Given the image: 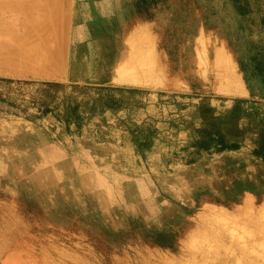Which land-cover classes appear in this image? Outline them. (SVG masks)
Returning a JSON list of instances; mask_svg holds the SVG:
<instances>
[{
	"label": "rangeland",
	"instance_id": "obj_1",
	"mask_svg": "<svg viewBox=\"0 0 264 264\" xmlns=\"http://www.w3.org/2000/svg\"><path fill=\"white\" fill-rule=\"evenodd\" d=\"M99 1L68 0L46 51L0 7V264H264V148L196 130L264 110L254 34L224 0Z\"/></svg>",
	"mask_w": 264,
	"mask_h": 264
},
{
	"label": "trees",
	"instance_id": "obj_2",
	"mask_svg": "<svg viewBox=\"0 0 264 264\" xmlns=\"http://www.w3.org/2000/svg\"><path fill=\"white\" fill-rule=\"evenodd\" d=\"M234 12L240 28L249 29L252 39L243 38V48L246 54L244 74L248 81L250 91L251 79L264 82V13L254 17L253 8L249 0H224ZM52 84V83H51ZM264 95V91L260 90ZM201 127L196 130L203 139L214 141L216 150H222L230 146L240 137L251 134L253 141L264 148V110H256L248 113H238L230 110L222 114L212 112H200ZM246 119V122L242 121ZM257 153V152H255ZM264 160V151L257 153Z\"/></svg>",
	"mask_w": 264,
	"mask_h": 264
},
{
	"label": "bare ground",
	"instance_id": "obj_3",
	"mask_svg": "<svg viewBox=\"0 0 264 264\" xmlns=\"http://www.w3.org/2000/svg\"><path fill=\"white\" fill-rule=\"evenodd\" d=\"M68 1V0H67ZM66 0H65V2H64V0H6V1H3V0H0V7L1 6H5V7H10V9L11 8H14L15 7V5L17 6V8H19V10L23 13V20L26 22V20H30L31 18H32V16L34 15V14H38L39 16H40V18L37 20V21H35V20H33V21H35L34 22V24H35V27H36V31H37V33H38V35L40 36H38L41 40H38V44L40 45L41 43H43V45H42V47L44 48V47H47L46 49H45V51L47 50V49H49L50 48V46H51V49H52V45L51 44H54V40L52 41L53 43H50L49 42V40L51 39V37H54V36H51L50 38L48 37L51 33H52V31H54L55 30V36H56V39H57V35H56V33H59V35L61 36V37H65L64 36V31H63V29H60L61 27L63 28L64 27V23H65V19H66V14H65V10H66V7L68 6H66V4L68 3ZM83 1V0H82ZM99 1V0H98ZM126 1V0H125ZM128 1V0H127ZM212 1V0H211ZM67 2V3H66ZM85 2V1H84ZM100 2V1H99ZM113 2V1H112ZM111 2V3H112ZM63 3V4H62ZM98 3V2H97ZM110 3V4H111ZM127 4V3H126ZM135 4V3H134ZM102 5V4H101ZM119 5V4H118ZM214 5V4H213ZM75 6V4L73 5V7ZM89 6V5H88ZM100 6V5H99ZM113 5H111V7H112ZM135 6V5H134ZM115 6H113L112 8H114ZM126 7V6H125ZM138 7V6H137ZM215 7V6H214ZM68 8V7H67ZM105 8H106V4H105ZM128 8H129V6H128ZM6 9H8V8H6ZM10 9H9V11H10ZM70 9V8H69ZM75 9V8H74ZM74 9H73V13H74ZM190 9V8H189ZM188 9V10H189ZM89 10H91V9H89ZM100 10V9H99ZM102 11H103V9H101ZM108 10V9H107ZM116 10V9H115ZM137 10V9H136ZM68 11V10H67ZM128 11V10H127ZM135 11V10H134ZM137 11H139V9L137 10ZM12 12V11H11ZM69 12V11H68ZM91 12V11H90ZM100 12V11H99ZM116 12V11H115ZM191 12V11H190ZM215 12V11H214ZM101 13V12H100ZM82 14V13H81ZM103 14V13H102ZM188 14V13H187ZM190 14V13H189ZM212 14V13H211ZM69 15V14H68ZM83 15V14H82ZM85 15H87V14H85ZM100 15V14H99ZM125 15V14H124ZM88 16V15H87ZM123 16V15H122ZM127 16V15H126ZM189 16V15H188ZM82 17H84V16H82ZM81 18V17H80ZM86 18V17H85ZM187 18V17H186ZM82 19V18H81ZM12 20V19H11ZM79 20V19H78ZM122 20V19H121ZM125 20V19H124ZM80 21H82V20H80ZM227 21V20H226ZM192 22V21H191ZM196 22V21H195ZM69 23V22H68ZM83 23V22H82ZM10 24V23H9ZM75 24H76V22H75ZM85 24H87V22L85 23ZM82 25V24H81ZM117 25V24H116ZM115 25V26H116ZM137 25V24H136ZM223 25V24H222ZM83 26V25H82ZM1 27V26H0ZM137 27V26H136ZM135 27V28H136ZM2 28V27H1ZM118 28H119V26H118ZM122 28H124V27H122ZM222 28H224V27H222ZM19 29V28H18ZM79 29H81V27L79 28ZM232 29V28H231ZM221 30V29H220ZM18 31V30H17ZM33 31V30H32ZM31 31V32H32ZM47 31H50V32H47ZM135 31V30H134ZM232 31V30H231ZM19 32V31H18ZM85 32V31H84ZM83 32V33H84ZM89 32V31H88ZM114 32V31H113ZM117 32H119V31H117ZM121 32V31H120ZM233 32V31H232ZM34 33H36V32H34ZM33 33V34H34ZM36 33V34H37ZM48 33H49V35H48ZM80 33H82V32H80ZM46 34V35H45ZM71 34V33H70ZM233 34V33H232ZM52 35V34H51ZM5 36V35H4ZM85 35H83V37H84ZM66 37H67V35H66ZM82 37V36H81ZM130 37V36H129ZM133 37V36H132ZM131 38V37H130ZM129 38V39H130ZM19 39V38H18ZM55 39V40H56ZM61 39V38H60ZM59 39V40H60ZM65 39V38H64ZM82 39V38H81ZM85 39V38H84ZM232 39V38H231ZM52 40V39H51ZM62 40H63V38H62ZM67 40V39H66ZM92 40V39H91ZM127 40V39H126ZM40 41H42L41 43H40ZM129 41V40H128ZM5 42H6V39H5ZM9 42V41H8ZM57 43H59L58 41H56ZM1 43V42H0ZM7 43V42H6ZM10 43H12V42H10ZM19 43V42H18ZM34 43H37V42H34ZM70 44V43H69ZM86 44V43H85ZM54 46V45H53ZM63 46V45H62ZM61 46V47H62ZM67 46V45H66ZM17 47V46H16ZM58 47V46H57ZM0 48H1V46H0ZM54 48H55V46H54ZM53 48V54H54V56L57 54V52H55L54 49ZM59 48H60V46H59ZM58 48V49H59ZM62 48H60L59 50H61ZM42 50L43 49H41V51L39 50V49H37L36 51H37V53H38V55H40L41 53L40 52H42ZM63 50V49H62ZM61 50V51H62ZM71 50V49H70ZM69 50V51H70ZM38 51H40V52H38ZM49 52H51V51H49ZM48 52V53H49ZM71 52V51H70ZM40 53V54H39ZM43 54H45V52H42ZM52 53H49V54H51L52 55ZM14 54V53H13ZM60 54V53H59ZM63 54V53H62ZM223 54H224V56H225V51H223ZM58 55V54H57ZM70 56H72V55H70ZM13 57H15V54H14V56ZM39 57H44V56H39ZM61 57V56H60ZM55 58H56V56H55ZM12 59V58H11ZM32 59V58H31ZM60 59V58H59ZM58 59V60H59ZM63 59V58H62ZM73 60V59H72ZM145 60H146V64L145 65H148L149 63H150V60H151V57L150 56H148V54H146L145 55ZM60 61H61V59H60ZM24 62V61H23ZM35 63H36V61H35ZM76 65V64H75ZM108 66V65H107ZM145 67H147V66H145ZM103 68H104V66H103ZM235 81H233V80H229L228 81V83H227V85H228V87H229V89H234L235 91H238L236 88H235V86L237 87V86H242V84H243V82H242V80H241V78L240 77H238L237 75H236V73H235ZM239 84V85H238ZM17 129V128H16ZM1 131V130H0ZM239 160V159H238ZM239 162H240V160H239ZM241 163V162H240ZM231 164H232V162H231ZM222 165V164H221ZM236 166V165H235ZM237 166H238V164H237ZM250 166V165H249ZM253 166V165H252ZM241 167V166H240ZM255 167V166H254ZM247 168V167H246Z\"/></svg>",
	"mask_w": 264,
	"mask_h": 264
},
{
	"label": "crops",
	"instance_id": "obj_4",
	"mask_svg": "<svg viewBox=\"0 0 264 264\" xmlns=\"http://www.w3.org/2000/svg\"><path fill=\"white\" fill-rule=\"evenodd\" d=\"M146 64V61L145 62H143V66ZM148 65H150V63L148 64ZM145 66H147V65H145ZM127 76H123V75H121V73L119 72L118 73V79H122V80H126V82L128 81V82H130V81H132L133 83H135L136 81H135V79L133 80H129V79H127L126 78Z\"/></svg>",
	"mask_w": 264,
	"mask_h": 264
}]
</instances>
